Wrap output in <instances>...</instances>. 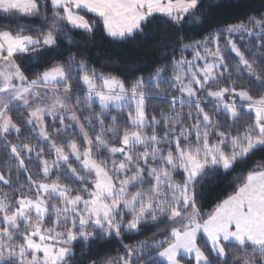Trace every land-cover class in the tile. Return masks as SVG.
<instances>
[{"label": "snow or ice", "instance_id": "6c2138e0", "mask_svg": "<svg viewBox=\"0 0 264 264\" xmlns=\"http://www.w3.org/2000/svg\"><path fill=\"white\" fill-rule=\"evenodd\" d=\"M226 2L0 0V264H264V0Z\"/></svg>", "mask_w": 264, "mask_h": 264}, {"label": "trees", "instance_id": "16d2710c", "mask_svg": "<svg viewBox=\"0 0 264 264\" xmlns=\"http://www.w3.org/2000/svg\"><path fill=\"white\" fill-rule=\"evenodd\" d=\"M216 2V0H214ZM222 4V9L225 13H230L232 9L228 6L226 0H219ZM261 0H252V3L258 5ZM73 35L80 40H87V36H82L79 32H74ZM150 42L143 37L138 38L135 42L120 43L112 42L109 39H102L100 36L95 38V44H89L83 51L91 57V63L94 64L99 70L114 71L119 74L120 70H130L137 66H142L147 59L144 52L148 50ZM156 55V53H150ZM232 176L216 177L220 181L218 187H212L206 194L203 207L205 210H211V207L218 198H222L228 191H230V183L234 178ZM128 242V239H125Z\"/></svg>", "mask_w": 264, "mask_h": 264}]
</instances>
